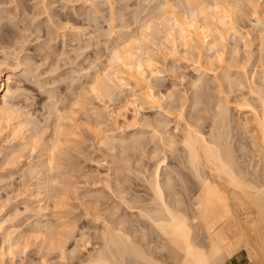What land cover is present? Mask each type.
Instances as JSON below:
<instances>
[{
  "label": "bare ground",
  "instance_id": "obj_1",
  "mask_svg": "<svg viewBox=\"0 0 264 264\" xmlns=\"http://www.w3.org/2000/svg\"><path fill=\"white\" fill-rule=\"evenodd\" d=\"M144 1L148 2L145 3L147 4L146 6H143L145 9L149 10L153 7L150 2L152 0ZM261 1L263 0H185V3L183 0L181 4L184 2L183 5H186H184V9L186 7L185 10H187L186 13L184 9H182L184 12L182 10L180 12L177 11L179 10L177 9L179 5L175 6L172 1V3L168 0L160 1L161 3L159 4L164 9L161 8L162 11H159L161 12L159 14L156 13L157 11L153 12L156 15L158 14L156 17L161 20L159 21L161 28H159V24L156 21L153 22L156 19V17L155 19L151 17L153 12L143 18L138 14V10L137 13H133L134 16L131 14L134 25L136 24L137 31H139L138 35H133L132 30L130 32L129 27L133 24L130 26L128 21L132 23L131 18L130 20L127 19L128 21L126 20V22L122 19L124 17L121 16L124 21L123 24L117 26L118 24L116 23L117 25L115 26L114 22L119 19H116L117 16L116 18L112 16L113 18L109 22V25H111L109 29L112 27L123 28L122 30L119 29L120 32L122 31L119 34L120 36L117 35V38H121V40L119 39L121 42H117L116 46L114 45L112 48L105 46L109 51L108 62H106L105 68L100 70L102 71L101 74L94 72L95 75L87 83L89 84V93L91 92V94L100 99H108L110 103H113L116 102L118 95L116 92L125 89L131 90V92L134 90L138 92L135 95L137 102H127L124 109L126 107L130 108V106L132 108L133 106L135 108L136 106H141L142 108V106L146 105V107L149 106L150 108L161 110L160 113L163 110L166 117L162 113V119H159V116L155 120H149L150 118L141 119L138 116L139 108H136L132 121L129 123L130 119H126L123 115L124 113L122 114L124 111H120V108V110L114 107L112 109L109 108L108 114H110L115 126L121 125L118 126L120 130L129 128L125 127V124L131 128L138 129L136 130L137 132H131L128 137H125V131L118 135H105L107 131H103L104 135L101 132L103 136L96 133L99 143L108 150H111L109 148L113 150L116 147L117 149L119 147L123 148L124 153L123 150L120 151L124 155L132 152L133 154H129L135 156L134 152H139V157H134V162L132 156L122 158V162L129 164L123 163L120 167L121 161L118 162L116 160L115 164H119L118 167L112 166L117 171L112 169L117 173L114 178L117 179V175H120L119 177L123 180L119 181L117 179V181L114 178H109L111 177V168H108L110 170L109 177H106L109 179V183L105 186L106 188L108 187V190L111 189L112 191L110 192H113L119 198L118 200L120 201L118 203L112 204L108 208L105 206L104 208L106 203L104 200L106 199H102V197H105L102 193L99 195L98 192L100 191L97 192L100 198H97L98 195L94 194L96 191L93 194L91 192L89 195L83 194L84 197L88 196V200H90L89 197L91 195H94V199H92L93 197L91 198L92 202L87 204L94 211L92 216L94 217V224L98 222L99 225L100 222V227L96 226V230L99 233L97 234L95 231L97 235L94 237L97 240V247L85 257L81 255L82 252L80 254L78 241H76L77 243L73 250L66 249L67 244L70 242L69 239H71L70 236L74 234L73 230H70L72 233L66 234L58 231L57 229L62 226L58 217V220L56 219L58 221L57 224L60 225V227L59 225L57 226L58 228L53 226L56 224L55 219V221L52 220L54 222V224L52 222L53 225L51 222L45 221L46 218L50 217H46V211L51 202L53 204L56 203L54 205L56 210L63 203L57 202V200L61 199L58 190L60 194H63V191L68 190L66 188L75 186L71 181L70 175L67 176L69 167L72 168V164L70 165L71 162L69 163V161L74 160L70 157L71 155L68 151L70 147L68 148L67 146L72 132L69 133L70 125L68 126L65 122L71 119L70 115L77 112V110L85 108L82 104L83 102H81L84 99H78L76 102L72 101V104L75 103L72 108L76 106H80V108H70V115L68 113L63 115L66 112L63 111L62 114L60 112L62 111L61 107H59L60 109L57 108L58 106L55 104L60 101H55L58 97L54 103L49 102L54 105L53 108L57 107L54 108L55 111L51 114H54L50 125L52 130L50 135L47 136L46 132H42L45 128L42 129L40 127L41 123L37 124V122L30 120L31 113L28 114V111L25 112L22 107H19L17 105L18 101L14 102L17 100V91H19L17 84L20 83V79L17 80L15 74L12 73V68H9L10 66L7 62L9 60L3 59L2 62L0 61V155L3 156V152H5V158H2V160H11V162L7 161L9 164H2L10 167L14 163L13 170L9 169V171L12 170L18 176H20L18 173H21L23 177H26V184L29 178L33 189L28 194L31 193L32 203H35V206L37 204L33 208L35 211L33 209L30 210L33 212L32 216L30 215L33 219L31 217V219H27L28 221L32 220V222L34 220V224L31 221L27 222L30 225L33 224L31 229L28 226L29 230H27V227L25 228L26 231L21 230L20 228L23 227H21L18 219L0 217V235L2 236L0 264H29V262L25 263V260L18 263L17 258L19 256V259L20 257L23 259L22 256L29 250L28 247L31 246L30 240L32 238L31 233L37 241L42 240L46 245L42 244L44 248L46 247L47 255L42 256L41 264H54L55 261L53 263L50 260L52 253L57 251L60 252V255H58L57 259L59 260L55 264H225L228 259L244 247L248 249L249 257H253L255 254L254 257L258 255L260 257V254H263V252L260 254L256 252L258 246H261L259 248L264 250V13L261 12ZM158 7L156 5L155 10ZM158 10L160 9L158 8ZM3 11L5 10L3 9ZM181 13L185 14L182 15ZM147 17L148 19H146ZM246 17L250 18V30H248L249 27L247 28V26L238 25ZM125 29L130 33L127 30L124 31ZM252 31L255 32L253 33ZM112 32L113 30L111 34ZM161 33H164V36L158 38ZM255 33L257 35L253 38L252 34ZM111 34L110 36H112ZM155 41L159 42L161 49L166 48V50L172 51L171 54L173 56H175L173 53H180V47L187 52H193L195 55V59L192 60L194 63L192 64L195 66L194 70L198 73V76L196 80L190 82L191 88H195V94L189 99L181 98L179 104L177 106H174V104L169 106V110H165L162 103L166 102L168 98L170 99L171 95L173 97V94H164L160 91L161 88L156 91L157 83L154 84L151 80L154 78L151 76V72H158L159 68H157L158 64L156 65V58L154 57V59L150 52L154 50L151 48L152 44L157 47ZM256 41L258 43L257 51L252 49V45ZM106 42L110 45L108 40ZM1 43L2 39L0 37V46ZM63 51L65 52L66 49ZM64 52V57L67 55L66 60L68 56L71 58L70 55L73 52H70V55H68V51V54L65 52L66 55ZM163 52L161 51L162 54ZM255 52H257V55ZM77 53L79 54V52ZM77 53L76 56L78 55ZM168 53L170 54V52ZM169 54L166 56L164 52V58H168ZM241 54H244V57ZM190 55L192 56L193 54ZM183 57L185 58V56ZM183 57L182 59H184ZM72 60L73 58L67 60L70 65L72 63L75 64V61L73 62ZM149 60L152 62V68L148 67ZM25 62H28L26 58ZM87 69L83 71L86 72L88 71ZM78 74L80 76L81 72L79 71ZM209 76H211L210 82H213V85L210 84L209 80L205 83V78L208 79ZM155 78L154 80H156ZM157 81H159L158 78ZM207 83L211 86L207 85ZM198 88L199 90H197ZM212 90H214V93L210 92ZM19 92H21V89ZM48 97L50 98L51 96ZM138 102L139 104L137 105L136 103ZM232 110L244 116L243 119L240 117L241 119L238 118V121L235 120L238 131L236 135L234 133L236 131L235 127L232 125V120L234 121L231 114ZM175 111L178 113L176 114L177 116L173 114ZM123 116L124 118H122ZM120 118L124 119L123 125L120 123ZM172 122H176V124L174 123V129H170ZM101 129L103 128L101 127ZM3 131H5V135ZM39 135H41L42 139L39 138ZM44 136L47 137L44 138ZM26 151L27 153L29 152V156ZM25 153L28 161L32 158L30 155L37 154V156L34 155L36 160L28 163L27 161L24 162L26 158L23 160V154ZM118 158L119 156L116 159ZM145 159H148L150 166L149 164H143V162L147 161ZM131 162L132 164H130ZM133 163L134 166L140 167L137 170V176L140 175L138 177L142 179H139L136 173L133 174H135L136 180L137 178L142 180L139 182H143L141 186L144 184V191L146 190L145 194L147 197L141 196L140 193V195H137V192L130 197L126 195L129 192L131 194L132 187L130 188V186L132 185L129 186L130 189L127 188L131 182H128L126 177H122V173L124 171L129 173L131 169L132 172L136 171L138 168L135 169L134 167L133 169ZM73 166H75V163H73ZM14 176L12 175L13 180L10 178L11 181L10 179L5 180H9L10 184H12L11 182L17 178V176ZM106 179L105 181H107ZM128 179L132 180L130 177ZM23 180L24 178L21 179V181ZM97 180H100V178ZM2 181L5 182L4 180ZM126 181L128 184L123 183ZM70 183L73 185L71 186ZM55 185L66 188L61 192L60 189L62 188ZM139 186L137 185L138 188ZM29 187L31 188V186ZM54 187L58 188V190L56 189L57 193H55ZM75 188L77 187L75 186ZM139 192L141 191L139 190ZM117 198L114 197V201ZM63 199L62 197L61 201ZM100 199L102 200L100 201ZM46 201L48 204L50 203L48 207ZM102 201L105 202L104 205ZM106 201L109 202L108 199ZM27 205H29L26 208L27 211L33 207L30 204ZM124 209L127 212H131L130 215H125V211H122ZM51 210L56 212L54 209ZM52 211L49 212L53 213ZM55 214L52 217H56L57 214ZM8 218H12V220ZM23 221L25 222V220ZM64 225L66 224L64 223ZM42 249L40 253H43L44 250L42 251ZM251 251L256 253L253 252L254 254H252ZM47 256H50L49 260L46 259ZM263 256L264 254L261 257ZM43 257L45 258L43 259ZM260 258L258 260L260 262H256V264H263L264 259L261 258L263 261L261 262Z\"/></svg>",
  "mask_w": 264,
  "mask_h": 264
},
{
  "label": "rangeland",
  "instance_id": "obj_2",
  "mask_svg": "<svg viewBox=\"0 0 264 264\" xmlns=\"http://www.w3.org/2000/svg\"><path fill=\"white\" fill-rule=\"evenodd\" d=\"M160 1H164V0H160ZM160 1L159 0L150 1L151 5L153 7L148 10V9H145V7H143V6L147 5L145 3H148V2H145L144 0H91V1L90 0L89 1L88 0H70V1H68V0H45V1L44 0H0V5H1L0 6L1 7L0 8V13H1L0 17H3V18H0V37L2 39V43H1L2 48L0 46V61L2 62L3 59L6 61L9 60V61H7L9 66H10L9 68L10 69L12 68V73L15 74L16 79L17 80L20 79L19 80L20 83L17 84L18 85L17 87H19V91L21 89V92L17 91L18 92L17 97L19 95L20 96L18 98L16 97L17 100L14 102L16 103L18 101L17 105H19V107H22L25 110V112L28 111L27 112L28 114L31 113L30 117H29V118H31L30 120L37 122V124L41 123L40 127L42 129L45 128V130L42 132H46L45 134L47 136H49L50 132L52 130L51 129L52 126H50V125L52 124V121H53V115L54 114L53 115H51V114H52V112L55 111L54 108L57 106H58L57 108L61 107L62 111H60V112L61 113L63 111L66 112L64 114L62 113L63 115H65V114L67 115V113L71 114V112H69L70 111L69 109L72 108V106H74L73 104H75V103L72 104V101L76 102L78 99H81V98L85 100V101L81 100V102H83L82 104H83V106H85V108H83V110H82V109H79L80 106H76V107H78L77 109H79V111L77 110V112L73 113L72 115L69 114L71 116L70 117L71 119H69L68 121L65 120V121H67L65 123H67L68 126L70 125L69 126V133L72 132L71 133L72 135H70L71 141L69 140V143L67 145L68 148L70 147L71 149L69 148V150L68 149L67 150L69 151V154L71 155V156L70 155L69 156L72 157L74 160V161H72L70 158L71 161H69V163L71 162L70 165L72 164L71 165L72 168L69 167L70 168L69 170L67 168L68 172L70 173L69 174L67 172L68 173L67 176L70 175L71 181L73 182V184L77 188L78 187L79 188L77 189V188H75V186H72L73 185V184H71L72 182L70 184L74 188L67 185V186H69V188H71L70 191H68L69 188H66L64 186L63 187L68 189V190L63 191L64 188L55 185L57 187L62 188V189H60V188L59 189L61 190V192L62 191L64 192L63 194H60L58 188L54 187V191H56V189H57L58 194L61 197V199L57 200V202L58 201L63 202L64 204L63 203L60 204L61 205L60 208L58 205V208L60 210L59 209L56 210L54 208L55 207L54 205H56V203L53 204L51 202L53 200L50 201L52 205L49 203L51 208H50L48 202L46 201L47 207L49 206L47 208V211H46L47 213L45 212L46 217L50 216L48 218L49 219L52 218V219H50L51 221L48 218H46V220L44 219L45 221L51 222V224H52V222L55 221L58 217L59 223L62 225L61 228L57 227L59 225V224H57L58 219L56 220V224H54V222H53L54 225L53 224L52 225L56 226V228H58L57 230L60 231L61 233H63V232H64V234L69 233V232L72 233V231H70V230H73L74 234L72 236H70L71 239H69V241H70V242L68 241L69 243L67 242L68 244L66 246V249L73 250L76 246V243H77L76 241H78L79 242L78 244L80 245V254L82 252L81 255L84 257H85V255L87 256L91 250H93L94 248L97 247L96 246L97 240L94 237H95V235H97L99 233L96 230V228H97L96 226L100 227V222H99V225H98V222L95 223L96 225L94 224V222H95L94 217H92L94 215V211H93V209H90V207H89L90 205H88L89 203L92 202L91 198L94 195L93 196L91 195V197H89L90 200H88V198H87L88 196L84 197L83 194L89 195V194H91V192L93 194V192L96 191V193H94L95 195L96 194L98 195V193H99V195H100V193H102L104 195L105 198L102 197L103 200L108 199V201H109V199H111L109 202L104 200L108 205L104 201H102L103 205L105 203L104 208H105V206H107L106 208H108V207H111L112 204L114 205L115 203H118L120 201V200H118L119 198H117V196H115V194L113 192H112L113 194L110 192V191H112L111 189L108 190V187L106 188V186H105V185H108V183H109V181H108L109 179L106 176L109 177L108 174L111 170V172H113V173L110 172L111 177H109V178L116 177L115 175L117 173L114 172L116 170L113 169L114 167H112V166L118 167V164H119L118 162L121 161L122 158H124V157L128 158V156L129 157L132 156L133 157L132 160L134 162V159H135L134 157H139V152L138 153L134 152V154H136L134 156V155H132L133 153L129 152V150H128V152L132 153V154L126 153L127 152L126 151L125 152L126 154L124 155L121 153L123 148L119 147L117 149V147H116L113 150H112V148H109L111 150H108L103 145L101 146V144L99 143L98 138L96 136L98 133H99L98 135H100L101 132H103V131L104 132L107 131L106 134L103 132V135L104 134L105 135H107V134L108 135H118L122 131H125V137H128V136H130L129 134L131 132L132 133L137 132L136 130L138 129V128L137 129L131 128L130 126H127L125 124V127H129V128H126V129L122 128V130H120V127H118V126H121V125L115 126L112 118L110 117V114H108V111H110L109 108H111V109L113 107L116 109L120 108L121 109V110L119 109L120 111H124V112H122V114L124 113L123 115L125 116V118L128 120L130 119L128 121L129 123H130V121H132L134 110L136 108L137 109L139 108L138 109L139 110L138 116L141 119L142 118L143 119H149L150 118L149 120H155V119H158L157 116H159V119H162V117H163L162 113H164L163 110H162V113H160L161 110L156 109V108L153 109V108H150L149 106L146 107V105L142 106V108H141V106L140 107L136 106V108H135V106H133V108H132V106H130V108L126 107L128 109L125 110L126 108L124 109V107L127 104V102H130V103L133 101L137 102L135 100V98H136L135 95L138 94L137 91L132 90V92H131V90H126V89L120 90V92L119 91L116 92L118 94V95L116 94L118 97V98L116 97V102L110 103L108 101V99H100L98 97H95V95L91 94V92L89 93V91H90L89 90V84H87V83H89V80H91L92 76L95 75L94 72H97V74H101L102 71H100V70L101 69L103 70V68H105V64H107L106 62H108L107 56H109V51L107 48L108 47L112 48V47H114V45L116 46V43L117 42L119 43V41L121 40L120 37L117 38L118 37L117 35L122 33V31L120 32L119 29L122 30L123 28L121 29L120 27L119 28L118 27L117 28L112 27L109 29V27L111 26V25H109L110 24L109 22L111 21V19L114 16H115L114 18H116V16H117L116 19H119V20H116L114 22V25L116 26L118 24L117 26H121L124 21H126L127 19L130 20V18H131L133 21L132 23H130V21L127 20L128 23L130 24V26H131V24H133L131 27H129L130 32L132 30L133 35L134 34L138 35L139 31H137V26H136V24L134 25V20L131 16L132 15L134 16V14H135L134 12L137 13V10H138V14H140V16H142V18L147 16L148 14H151L153 11H157L156 13H158V14L161 13L159 11H162V9H164V8H162L160 6V4H159V3H161ZM165 1H167V0H165ZM168 1L174 2L173 4L175 6L177 4L179 5L177 7V9H179V10L176 9L177 11L180 12L182 9H184L185 4L183 5V3L185 2V0H184V2H182V4H181V1H183V0H168ZM260 4H261V6H260L261 12L264 13V0L261 1ZM156 5H157V7L159 5L158 8L160 10H158V8L155 10ZM3 9L5 11H3ZM185 9H186V7H185ZM184 10H182V11L184 12ZM186 12H187V10H185V13ZM156 13L153 12L151 17H153L155 19V17L158 15V14L156 15ZM185 13H181V14L184 15ZM89 16H91V17H89ZM121 16L124 17V18H122V19H124V21L121 19ZM93 17H94V20H93ZM118 17H120V18H118ZM146 19H148V17ZM155 21L159 24L160 23L159 21H161V20L158 17H156V19L153 20V22H155ZM14 24H16V25H14ZM67 24H69V25H67ZM65 25H67V26H65ZM238 25L247 26V28L249 27L248 30H250V18L249 17L243 18L238 23ZM158 26H159V28H161L160 24ZM112 30H113V32L111 34ZM126 30L127 29H125L124 31H126ZM127 32L130 33L128 30H127ZM50 33H51L53 38L51 37ZM106 33L108 34V36ZM110 34L112 36H110ZM256 35H257L256 33L252 34L253 38ZM160 36H164V33H161L160 35H158V38ZM80 39L82 42L80 41ZM107 40H108V42H110V45L107 44V42H106ZM157 41H159V40L157 39ZM155 43H157V42L155 41ZM257 44L258 43L256 41L252 45V49L255 51H257V48H256ZM84 45L85 46L88 45V46H86V48H85ZM152 45H151V48H153L154 50L150 48L151 50H153L150 52H151L153 58L154 57L156 58V59L155 58L154 59L156 60V65L157 64L159 65V66L157 65V68L159 67L158 72L160 73V75L156 78L154 77L156 80H154V78L151 80H152V83H154V84L157 83L156 88H155L156 91L160 90V88H161L160 91L163 92L164 94H169V95L171 93L173 94V97H172V95H171V97L169 96L170 99L168 98L166 100V102L162 103L163 108H165V110H167V109L169 110V106H173V104H174V106H177L179 104V100L181 98L189 99V98H192L193 95L195 94V88L192 89L191 88L192 86L190 85V82L196 80L197 79L196 77L198 76V73L194 70L195 66L192 64V63H194V62H192V60L195 59V55L193 52L191 53V51L190 52L188 51L189 52L188 53L187 51H185L183 48L180 47L179 48L180 53H178V54L173 53V54H175V56H173L171 54L172 51H169L168 49L166 50V48H164L166 51L164 49H161L162 47L160 46L159 42L156 44L159 49L157 47H154L155 44L153 46ZM105 46L107 48H105ZM79 47L85 48V49H81V48L78 49ZM149 47H150V45H149ZM69 48H71V49H69ZM65 49H66V51H65L66 53H67V51L69 52V54L67 53L68 55H70V52L71 53L73 52L70 55L71 58L68 56L69 58L67 57V60L73 58L72 61L73 62L75 61L74 63L76 64V66L73 63H72L73 65L72 64L70 65V63L65 59L67 56L66 53L63 51ZM70 50H72V51H70ZM161 51L162 52L164 51L165 55H166L167 51L170 52V54L167 52V55H166V56H168V54H169V57L164 58V56H163L164 52L162 54ZM243 51H242V53H243ZM63 52L66 55L65 57L63 55ZM77 52H79V54ZM76 53L78 54L77 56H76ZM256 53L257 52H255V54ZM180 54H181V56H180ZM190 54H193V55L191 56ZM10 55H12V56H10ZM241 55H242V57H244V54H241ZM28 56H30V57H28ZM183 56H185V58ZM182 57L184 59H182ZM191 57H192V59H191ZM25 58H26V61H28V62H25ZM28 58H30V59H28ZM176 58H178V59H176ZM173 59H175V60H173ZM188 59H189V61H188ZM165 60H167V61H165ZM32 61H34V62L32 63ZM70 62H71V60H70ZM66 63H68V64H66ZM15 65H18V66H15ZM92 65H94V66H92ZM19 66H21V67H19ZM38 66H39V68H38ZM57 66H59V67H57ZM172 66H174V67H172ZM33 68H35V69H33ZM37 68H38V70H37ZM84 68L85 69L88 68L87 69L88 71H86V72L83 71V70H85ZM89 68H90V70H89ZM91 68H92V70H91ZM30 70H32V71H30ZM53 70H55V71H53ZM78 70L81 72L80 76H78L79 75ZM28 71H29V73H28ZM87 73H88V77H87ZM85 74H86V76H85ZM183 74H184V76H183ZM75 76H76V78H75ZM210 77L211 76H209L208 79H206L207 78V76H206L205 83L208 80L210 82V80H211ZM157 78L159 81H157ZM73 79H74L75 84H73L74 83ZM75 79H76V81H75ZM186 81H189V82H186ZM160 83H161V85H160ZM72 84H73V86H72ZM210 84L213 85V82L212 83L210 82ZM210 84L207 83V85L211 86ZM212 87H214V86H212ZM83 89H85V90H83ZM211 89H213V88H211ZM197 90H199V88ZM213 91L214 90H212L210 92H213ZM21 93L23 96L21 95ZM52 93H53V95H52ZM48 96H51L50 98H52V99H50ZM53 96H54V98H53ZM76 97H77V99H76ZM78 97H80V98H78ZM48 99H49V101H48ZM55 99H56V101H55ZM86 99H87V101H86ZM54 101L55 102L60 101V102L55 104L57 106H55L53 108L54 105H52V103H54ZM49 102H52V103L50 104ZM69 102H71V103H69ZM169 102L171 103V105ZM84 103H85V105H84ZM67 104L69 107L67 106ZM136 104L138 105L139 102ZM63 106H64V108H63ZM76 107H73L72 109H74ZM172 112H174V111H172ZM178 113H179V110H178ZM178 113H177V111H175V113H173V114L176 115ZM161 114H162V117H161ZM231 114H232V118H234V121L232 120V123H233L232 125H233V127H235L234 129L236 131L234 133L236 135V133L238 131L236 128L237 124H235V122H236L235 120L238 121V118L243 119L244 116L235 110H232ZM239 114H240V116H239ZM165 115L166 114L164 113V116ZM124 116L122 118H124ZM122 118H120L121 124L123 123V120H124ZM235 118H237V119H235ZM97 120H99V121H97ZM99 122H101V123L99 124ZM174 123L176 124V122H172L170 124V127H171L170 129L175 128ZM101 127L103 129H101ZM100 129H101V131H100ZM5 131H3L4 135H5ZM74 134L76 135V137ZM0 135H1V133H0ZM40 136L41 135H39V138H41ZM47 136H44V138ZM4 153L5 152H3V156L0 155V174L1 173L4 174V176H3V174H1L3 176V178L0 175V177H1V179H0V217H5L6 219H7V217H12L13 219H18L20 221L21 227H23L20 229L21 230L23 229V231H26L25 230L26 227H27V230H29L28 226L31 229V226L34 224V220H33V222H32V220H29V221H31V223H33L31 225H30V223H27V222H29L27 219L28 218L31 219L32 218L31 216L33 214V212H31L30 210L37 206V204L35 206V203H32L31 193L28 194L29 191L33 189V186L31 185L29 178L27 179L28 182L26 181L27 182V184H26L25 183L26 177H23V175L21 173H18L20 175V176H18L17 173L14 174L12 172L14 163H13V165L10 166L11 168L8 165H5V164H9V162H11V160L10 161L7 160V161H9L8 163H7V161H5L6 159L2 160V158H5ZM26 153H27V151H26ZM26 153L23 154L24 155L23 160L26 158V160H24V162L27 161V163H28L29 161H32V160L35 161L36 160L37 154H34V155H36L35 158H34L33 154L30 155L32 158L29 157L30 159L28 161V158L25 156ZM123 153H124V150H123ZM27 155L29 156V152L27 153ZM118 156H119V158L116 159ZM16 157H18V156H16ZM113 158L115 161L112 160ZM16 159H18V158H16ZM14 160H15V157H14ZM116 160L118 161L117 162L118 164H115ZM145 160H147V161H145ZM145 160H144L145 162H143V164L144 163L146 165L149 164V166H150L148 159H145ZM12 162H14V161L12 160ZM72 162L75 163V166H73ZM2 163H5V164H2ZM123 163L126 165L129 164V163H125V162L121 161V163L119 164V167ZM130 164H132V162ZM135 165H136V163H135ZM173 165H175V164H173ZM1 166H3V167H1ZM130 166H132V165H130ZM132 167H133V169H134V167H135V169L136 168H138V169H136V171L134 170L135 172L134 171L132 172V169H131L130 172H132V173H130V172L126 173L127 171L126 172L124 171V173H122L123 176L121 175L122 177H126V180H128V182L132 183V184L131 183L128 184L127 181L123 182V183L128 184V186L125 185V186H127L128 189H130L132 187V191L129 190V191H131V194L129 192L126 195H127V197H130L132 194H135L137 192V195L140 193L141 196L143 195V196L147 197V195L145 194L146 190L144 191V186H143L144 184L142 185L143 188L141 186V183H143V182H141V183L139 182V181H142V180H139L142 178L138 177L140 175L137 176V170H139L140 167L134 166V163H133ZM108 168L109 169L111 168V169L109 170ZM9 169H12V170L9 171ZM9 172H11V173H9ZM133 173H136V176L139 179L137 178V180H136V176ZM8 174L10 177L8 176ZM12 175L17 176V178H15L16 180L12 181L11 182L12 184H10V181L12 179ZM117 176H118L117 179L119 181L123 180L122 178L119 177L120 175H117ZM127 176H128V178L130 177L133 180V182H132V180L128 179ZM22 177L24 178V180H23L24 182L21 181V179H23ZM91 178H93V179H91ZM99 178L102 181L97 180ZM5 179L6 180L10 179V181L9 180L6 181ZM18 179H20V180H18ZM105 179L107 181H105ZM114 179H116V178H114ZM2 180H4L6 183L3 182ZM106 182H107V184H106ZM8 184H9V186H8ZM130 185H132V186H130ZM133 185H134V188H136V189L133 188ZM137 185L138 186L140 185L139 188L141 187L142 189L141 188L139 189L137 187ZM29 186H31V188ZM129 186H130V188H129ZM73 189H75V190H73ZM85 189H87V190H85ZM133 190H135V191H133ZM139 190L141 192H139ZM98 191H100V192H98ZM55 193H57V191ZM63 195H66V196H63ZM99 195L97 196V198L99 197ZM113 196L117 198V199H115L116 201H114ZM62 197L64 198L63 201H61ZM83 197H84V199H83ZM85 198L87 199V201ZM92 199H94V197ZM102 199H100V201ZM109 203H111V204H109ZM27 204H30L31 207L33 206L32 208H29L28 211L26 210V208H28V206H29ZM91 206H92V204H91ZM49 208H50V210H49ZM51 209H54L56 212H53ZM87 209H88V211L90 209L89 213H88ZM91 210H92V212H91ZM49 211H52L54 214L56 213L57 214V215L55 214L56 217H52V216H54V214L49 212ZM122 211L126 212V213L124 212L125 215H130V213H131V212H127L125 209ZM48 212H49V214H48ZM27 213H28V215H27ZM90 213H93V214H90ZM127 213H129V214H127ZM12 218L11 219L8 218V219L12 220ZM60 218H61V220H60ZM23 220H25V222ZM22 223H23V226H22ZM64 223L66 225H64ZM59 227H60V225H59ZM95 231L97 234L95 233ZM30 235L32 237L30 240L31 246L28 247L29 250L26 251L27 254L25 253V255L22 256L23 259H21V257L19 259V256H18L17 261L19 263L20 261L25 260V263L29 262V264H39V263L41 264L42 256L47 255V252L45 251L46 247L44 248L45 244L42 242V240L40 241L38 239L39 241H37L34 238V236H32V233ZM1 242H2V236L0 235V250L2 247ZM42 244H44V245H42ZM39 247L44 248V249H42V248L41 249H42V251L44 250L46 252V254H44L45 253L44 251H43V253L42 252L40 253L41 249ZM259 247H261V246H258V249H260V250L258 251V249L256 248V252L258 254L263 252V254H264V250H262V248H259ZM247 250L248 249L245 247L240 249V251L237 254H235L233 257L228 259L225 262V264H235V263H238V264H256V262H260L258 260L263 254H260L261 255L260 257H258L259 255L254 257L256 254L253 255V257L252 256L249 257L250 254L248 253ZM57 252L52 253L50 261H52V262L55 261V263H56L59 260L57 258L59 257L58 255H60V252H58V254H57ZM253 252L254 251H251L252 254L256 253V252H254V253ZM19 255H21V254H19ZM263 257H261V258L264 259ZM44 258L45 257H43V259ZM48 258L50 259V256H47L46 259H48ZM261 258H260V260H261ZM55 259H57V260H55ZM255 259H257V260H255ZM254 260H255V262H254ZM52 262H50V263H52ZM261 262H263V261L261 260ZM263 264H264V262H263Z\"/></svg>",
  "mask_w": 264,
  "mask_h": 264
},
{
  "label": "snow or ice",
  "instance_id": "obj_3",
  "mask_svg": "<svg viewBox=\"0 0 264 264\" xmlns=\"http://www.w3.org/2000/svg\"><path fill=\"white\" fill-rule=\"evenodd\" d=\"M141 62L143 63L142 58H141ZM148 67L149 68H152L153 67L151 60L148 61ZM159 75H160V73L157 72V71H152L151 72V76L152 77H158Z\"/></svg>",
  "mask_w": 264,
  "mask_h": 264
},
{
  "label": "crops",
  "instance_id": "obj_4",
  "mask_svg": "<svg viewBox=\"0 0 264 264\" xmlns=\"http://www.w3.org/2000/svg\"><path fill=\"white\" fill-rule=\"evenodd\" d=\"M235 264H238V263H235Z\"/></svg>",
  "mask_w": 264,
  "mask_h": 264
}]
</instances>
